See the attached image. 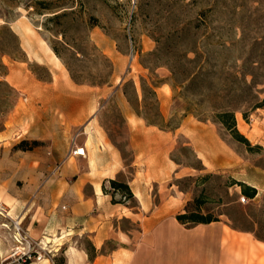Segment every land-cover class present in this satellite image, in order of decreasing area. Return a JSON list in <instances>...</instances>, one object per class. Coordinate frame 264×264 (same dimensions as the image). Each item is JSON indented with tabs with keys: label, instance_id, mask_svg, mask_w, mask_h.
<instances>
[{
	"label": "rangeland",
	"instance_id": "374dc122",
	"mask_svg": "<svg viewBox=\"0 0 264 264\" xmlns=\"http://www.w3.org/2000/svg\"><path fill=\"white\" fill-rule=\"evenodd\" d=\"M60 71L70 84L93 89L96 130L120 151L124 163L114 178L130 186L134 177L133 131L124 105L144 124L166 131L163 151L170 173L150 184L149 194L153 202L171 206L169 226L177 223L176 214L197 211L218 218L224 227L251 232L264 247V239L255 236L264 238V0H0V130L12 125V116L27 102L26 88L34 84L22 85L26 74L48 82ZM8 72L22 87L6 79ZM224 110L234 111L236 127L249 145L218 121L217 113ZM88 122L75 130L72 140L77 144L87 134L91 144ZM198 127L204 128L206 147L212 149L219 139L228 153L222 150L216 161L200 159L190 139ZM72 140L68 154L51 164L50 173L72 155ZM137 140L140 149H148L146 139ZM12 141L0 140L1 177L21 186L25 180L20 172L40 164L38 155L27 151L32 149ZM152 148L161 150L159 139ZM71 163L84 167L75 158ZM67 178L73 184L78 176ZM236 181L256 187V195L246 197ZM105 187L112 191L108 181ZM4 189L0 185V204L10 216L0 214V264L24 244L15 239L21 238L13 221L47 247L54 243L29 232L33 218L13 214V204L2 198ZM113 197L137 203L118 192ZM194 224L181 223L179 230L191 231ZM121 228L133 234L140 230L130 219L121 220ZM48 232L54 238L58 234ZM77 244L91 247L87 237ZM112 246L110 239L105 248ZM50 247L52 256L41 261L63 264L60 249Z\"/></svg>",
	"mask_w": 264,
	"mask_h": 264
},
{
	"label": "crops",
	"instance_id": "0c3cea01",
	"mask_svg": "<svg viewBox=\"0 0 264 264\" xmlns=\"http://www.w3.org/2000/svg\"><path fill=\"white\" fill-rule=\"evenodd\" d=\"M66 74L54 73V79L48 82L26 74L22 85L34 84L26 88L27 102L12 116V125L0 130V140L9 137L12 143L22 139L38 141L27 151L38 155L40 166L20 172L25 180L21 186L13 178L4 180L0 166V185H5L2 198L13 204L11 211L20 219L33 218L28 226L33 236L54 240L50 246H55V252L60 249L65 264H264L259 260L264 258V247L254 242L251 232L228 226L226 229L219 220L194 224L186 232L179 230L181 222L177 219L173 227L167 224L172 223L171 206L167 201L153 202L149 194V185L170 173L163 151L166 131L144 124L126 105L135 146L134 177L129 183L137 203H113L102 185L122 172V156L108 143L103 131L96 130L93 89L70 84ZM6 79L17 88L22 87L15 81L14 73L8 72ZM87 121L85 132L91 133V144H87L88 134L78 143L84 147L85 156L69 155L62 167L50 173L51 164L68 154L75 130ZM89 125L92 129H88ZM197 129L190 135L197 156L203 160L220 159L222 150L227 152L220 140H215L209 149L201 135L204 128ZM140 137L146 139L148 149H140ZM157 139L161 150L154 152L152 144ZM71 158L84 167L78 169ZM71 173L78 178L68 184ZM123 219L136 222L140 226L138 233L121 228ZM50 229L58 233L56 238L50 235ZM82 237L90 240V249L77 244ZM60 239L62 242L55 244ZM110 239L114 246L106 249Z\"/></svg>",
	"mask_w": 264,
	"mask_h": 264
},
{
	"label": "trees",
	"instance_id": "16d2710c",
	"mask_svg": "<svg viewBox=\"0 0 264 264\" xmlns=\"http://www.w3.org/2000/svg\"><path fill=\"white\" fill-rule=\"evenodd\" d=\"M261 104H264V100H262ZM258 106H261V105H258ZM217 119L226 129L230 130L231 134H233L236 138H238L239 140L249 145L248 139L242 133H240L236 127V119H235V114L233 110H224V111L217 113ZM149 123L157 124V122L155 121H149ZM36 144H38V141L36 140H33L30 142L24 139V140H21L18 144H16V147H20L22 149H32L33 146H35ZM108 182L110 184V187L112 188V191L111 192L108 191L104 185H102V189L106 193H111L112 195L111 201L113 203H123V201L116 200L115 197H113V195L116 194L117 192L120 193V195L124 196L125 198L134 197V194L129 184L126 181H123L117 178H108ZM236 183H238V185L241 186V191L246 197L253 198L256 195L257 193L256 187L249 185L242 181H236ZM195 202L200 203L199 197L195 199ZM176 219L181 223L192 222L195 224L209 223L212 221L219 220L216 217L213 218L211 215H204L197 211H187L184 213H178L176 214ZM255 236L259 239H264V238H261L260 235H258L257 233H255ZM62 262L64 264L65 260L62 259ZM56 264H59V263H56Z\"/></svg>",
	"mask_w": 264,
	"mask_h": 264
},
{
	"label": "built area",
	"instance_id": "2783aa9c",
	"mask_svg": "<svg viewBox=\"0 0 264 264\" xmlns=\"http://www.w3.org/2000/svg\"><path fill=\"white\" fill-rule=\"evenodd\" d=\"M73 147L70 150L72 155H81L85 156V149L83 146H79L75 139L72 140ZM59 168V165H56ZM8 210L6 207L0 204V214H4V212L8 215ZM14 227L19 234L20 238L15 237L17 241L24 244L16 246L15 250H13L7 257H5L4 262L1 264H25L30 261H41L42 259H49L52 256V249L50 246H46L45 243L41 240L34 239L27 230H24L20 225V221H13ZM21 240V241H20ZM18 247V248H17Z\"/></svg>",
	"mask_w": 264,
	"mask_h": 264
},
{
	"label": "bare ground",
	"instance_id": "6f19581e",
	"mask_svg": "<svg viewBox=\"0 0 264 264\" xmlns=\"http://www.w3.org/2000/svg\"><path fill=\"white\" fill-rule=\"evenodd\" d=\"M49 50L50 51H52L50 48H49ZM53 56H54V59L56 60V61H59V58H58V56H56L54 53H53ZM90 138V137H89ZM92 161V160H91ZM4 226H6V224H3ZM245 246V245H244ZM239 261V260H238Z\"/></svg>",
	"mask_w": 264,
	"mask_h": 264
}]
</instances>
